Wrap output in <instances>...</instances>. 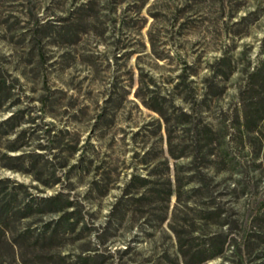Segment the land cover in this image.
<instances>
[{"label":"rangeland","instance_id":"1","mask_svg":"<svg viewBox=\"0 0 264 264\" xmlns=\"http://www.w3.org/2000/svg\"><path fill=\"white\" fill-rule=\"evenodd\" d=\"M0 73L14 86L0 120L30 113L23 150L61 177L43 188L0 167V178L64 191L91 228L62 254L98 247L113 264H186L183 253L217 237L221 256L200 264H264V0H0ZM181 111L210 143L198 163L207 188L189 182L195 165L180 156L193 149ZM132 174L170 198H122ZM120 199L127 215L100 242L93 229Z\"/></svg>","mask_w":264,"mask_h":264},{"label":"trees","instance_id":"2","mask_svg":"<svg viewBox=\"0 0 264 264\" xmlns=\"http://www.w3.org/2000/svg\"><path fill=\"white\" fill-rule=\"evenodd\" d=\"M13 88L11 83L0 78V111L14 94ZM184 100L187 102L189 99ZM154 110H158L162 114L155 107ZM179 116L184 117L186 122L192 125L193 130L192 153L180 155L190 156L191 164L195 165L193 178L197 179H191L189 182L197 180L204 184V188H207L206 177L198 163L209 155L208 146L210 143L206 142L200 125L192 121V111H181ZM174 121L177 124L183 123L178 118ZM26 122H34V118L23 109L12 111L10 116L0 120V167L27 174L40 183L43 188H53L60 182L61 177L57 175L58 168L45 159L44 154L34 150L27 152L23 150L29 142L28 140L34 135V131H29L28 127L22 126ZM172 142L171 137H168L169 154L175 157ZM42 146L39 144L37 148L43 149ZM147 153L149 152L147 151L145 154ZM143 163L147 164L148 162ZM165 166L168 170L169 165L165 164ZM177 180L179 188L181 184L178 177ZM10 182L11 180L8 178H0L1 260L7 264H113L115 256L110 249L84 247L80 253L73 257H70L69 254H62L60 250L62 246H66L68 242L85 240L86 234L91 232V228L82 214V209L73 197L62 190L50 195H42L33 192L29 185L11 184ZM151 182L148 177L132 174L124 188L122 198H134L143 205L150 204L152 197L166 200L170 198L172 193L170 187L164 192L163 188H156L151 185ZM202 184L200 187H203ZM33 187L36 189L39 188V185ZM39 190L44 192L40 188ZM130 194L139 196L135 197ZM121 199L111 210L105 226L93 229L94 236L100 242H102V235L113 226V222H117L118 219H122V216L127 215L128 211H123V215L119 214L123 210L122 206H119ZM225 224L222 223V225ZM223 244L224 242L217 237H210L204 242L203 248L192 250L190 247L188 253H183L185 263L200 264L221 256Z\"/></svg>","mask_w":264,"mask_h":264}]
</instances>
